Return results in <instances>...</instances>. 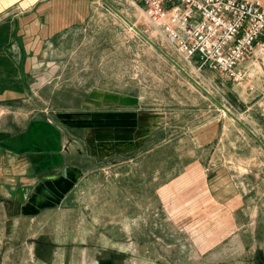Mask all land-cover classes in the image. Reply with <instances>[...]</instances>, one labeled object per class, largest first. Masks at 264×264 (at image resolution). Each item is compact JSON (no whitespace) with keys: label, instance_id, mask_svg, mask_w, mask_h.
<instances>
[{"label":"rangeland","instance_id":"obj_1","mask_svg":"<svg viewBox=\"0 0 264 264\" xmlns=\"http://www.w3.org/2000/svg\"><path fill=\"white\" fill-rule=\"evenodd\" d=\"M108 1L119 13L93 0L80 42L65 49L64 60L36 62L32 90L15 91L13 104L0 103V264H264L261 146L241 135L242 149L234 148L236 139L224 136L202 151L192 139L193 129L206 121L230 116L219 102L264 146V82L256 97L238 107L230 97L232 80L195 71L170 49L199 86L125 23L123 10L132 7L127 12L137 27L149 25L144 15H135L133 0ZM251 1L264 9V0ZM150 33L162 39L152 28ZM62 65L63 75L57 73ZM93 86L102 90H89ZM136 90L144 96L138 130L63 120L124 108L106 94ZM59 141L89 172L68 197L43 196L36 203L32 181L42 172L32 176L38 171L32 163L37 167L42 148L59 147ZM157 141L160 147L150 150ZM195 161L203 162L206 175L231 179L229 195L239 201L233 209L214 196L207 202L209 187L184 181ZM56 175L37 178L50 183Z\"/></svg>","mask_w":264,"mask_h":264},{"label":"crops","instance_id":"obj_2","mask_svg":"<svg viewBox=\"0 0 264 264\" xmlns=\"http://www.w3.org/2000/svg\"><path fill=\"white\" fill-rule=\"evenodd\" d=\"M132 9V7H128L123 11L128 16L126 18L135 24L132 16L127 12ZM93 12V0H0V103L7 105L13 104L16 99V96L14 95L15 91L24 94L26 91L32 90L30 79L35 76V68L37 66L34 65L36 62L43 60L41 62L43 64L44 61L51 58H62L61 61H63L65 49L70 48L72 43L80 42L78 36L79 28L89 21ZM136 12L138 13L135 15L140 16L141 18V15H143L142 12L138 8H136ZM125 23L127 22L125 21ZM150 29L151 27L149 25L147 30L143 28L148 34L146 35L163 52L172 57L170 52L171 48L166 37L161 34V40L157 38L155 39L151 33L149 34ZM138 35L144 39L140 34ZM144 40L150 45L155 53L164 57L169 63L184 73L166 58L153 44L146 39ZM65 43L67 44L66 47ZM71 47H73V45ZM135 55L140 56V53ZM64 70L65 67L62 65L61 69L57 70V73L63 75ZM204 70L206 73L216 71L209 68H205ZM237 70L246 73L245 80L242 83H237L234 79L224 73L219 71L216 72H219L227 79L233 81L235 86L233 87V91H231L230 97L233 103L241 108L246 106L243 103L248 102L252 96L255 95L256 97L255 93L258 92V89L264 82V60L256 65H253L250 60H246L238 65ZM89 90L97 92V90L99 91L102 89L93 86L90 87ZM135 93L136 94L134 95L119 92H109L106 94L107 99L115 100L116 102L118 101L119 106L124 108H111L108 112L72 113L71 115L68 114L63 120L65 123L100 122L105 125H111L112 127L118 126L121 130H138L143 118L140 105H142L144 96L140 93V90L139 93L138 90H136ZM227 102L233 107L228 99ZM114 104L116 105V103ZM229 115L230 116L227 118L224 115H220L215 119L206 121L202 126L193 129L192 139L195 143V147L202 151L209 150V148H211V146L218 140L224 139V136H231L234 137L237 142L234 144L236 145L234 148L242 149V144H240L242 135L243 138L249 137L254 142L257 141L264 152V146L258 134L249 128L244 122L234 118L231 114ZM239 125L246 131H243L242 133ZM61 139L63 141V137ZM169 141L171 140L168 138L163 141L162 144L169 143ZM157 142L158 144L150 150L160 147V142ZM58 145L59 147L54 149L42 148L43 150H41V152L39 151L41 155L36 160L37 167L34 168V164L32 163V169L38 170L32 172V176H36L38 172H42L39 175L40 177H37L49 180L48 177L52 176L51 178H53V175L58 174L56 175L58 176L57 179L50 183L46 182L47 180L40 182L37 177L32 181L34 187L33 196L36 203H40V200L41 203H43V196H46L45 198L47 200L50 199L52 195V197L58 196V198L68 197L69 193L80 180V176L86 175L85 171L87 169L81 167L78 163L79 161L76 163L71 160V154H68L66 150L63 149L61 141H59ZM53 150L57 151L54 153L55 155L52 156L54 152ZM252 150L256 151L255 148H252ZM78 157L80 158V156ZM86 157L89 158H87V161L93 162L92 157L88 155ZM94 163H96V160H94ZM202 167L203 162L200 161H195L193 164H190L186 169L188 174H185L186 178L184 181L189 182L190 186H202L203 184L207 186V188L209 187L210 191H205L207 202L209 199L212 200L214 196L215 199L226 203L233 209L234 205H237L239 201L235 199L236 197H232L231 194L229 195L230 190L228 187L230 186L226 184V181H231V179L223 177V174L206 175L203 173ZM196 171H200L199 178L195 177ZM86 172H89V169ZM59 173L61 174L59 175ZM56 181L58 182L56 183ZM175 182V178L170 179L168 184L171 185ZM54 183L58 186H55ZM35 198H37L38 201L35 200Z\"/></svg>","mask_w":264,"mask_h":264},{"label":"built area","instance_id":"obj_3","mask_svg":"<svg viewBox=\"0 0 264 264\" xmlns=\"http://www.w3.org/2000/svg\"><path fill=\"white\" fill-rule=\"evenodd\" d=\"M149 26L163 34L179 60L197 72L219 71L237 83V70L264 60V9L251 0H133Z\"/></svg>","mask_w":264,"mask_h":264},{"label":"water","instance_id":"obj_4","mask_svg":"<svg viewBox=\"0 0 264 264\" xmlns=\"http://www.w3.org/2000/svg\"><path fill=\"white\" fill-rule=\"evenodd\" d=\"M111 9H113L115 12L119 13L118 9L113 6L108 0H103ZM121 15V14H120ZM121 17L130 25L132 26V28L138 33L140 34L144 39H146L148 42H150L151 44H153L157 49H159L161 51V53L168 58L175 66H177L180 70H182L187 76H189L191 79H193L185 70L184 68L177 62L175 61L172 57H170L168 54H166L165 52H163L140 28H138L135 24H133L130 20H128L125 16L121 15ZM194 80V79H193ZM195 83H197L199 86L200 84L194 80ZM220 107L225 110L226 112H228L229 114L230 111L224 107V105L222 103H219ZM232 115V114H231Z\"/></svg>","mask_w":264,"mask_h":264}]
</instances>
